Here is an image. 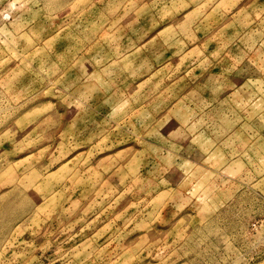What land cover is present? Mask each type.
Returning <instances> with one entry per match:
<instances>
[{"label":"rangeland","instance_id":"rangeland-1","mask_svg":"<svg viewBox=\"0 0 264 264\" xmlns=\"http://www.w3.org/2000/svg\"><path fill=\"white\" fill-rule=\"evenodd\" d=\"M0 264H264V0H0Z\"/></svg>","mask_w":264,"mask_h":264}]
</instances>
